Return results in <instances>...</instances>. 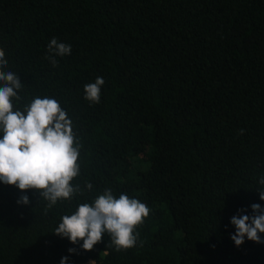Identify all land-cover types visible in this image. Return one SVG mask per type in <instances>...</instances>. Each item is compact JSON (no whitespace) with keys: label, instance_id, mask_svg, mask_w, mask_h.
<instances>
[{"label":"trees","instance_id":"obj_1","mask_svg":"<svg viewBox=\"0 0 264 264\" xmlns=\"http://www.w3.org/2000/svg\"><path fill=\"white\" fill-rule=\"evenodd\" d=\"M53 38L71 45L56 66ZM0 50L13 110L55 99L80 145L70 200L0 182V264H264V243L230 238L231 217L264 208V0H0ZM105 190L149 208L134 247L54 234Z\"/></svg>","mask_w":264,"mask_h":264},{"label":"clouds","instance_id":"obj_2","mask_svg":"<svg viewBox=\"0 0 264 264\" xmlns=\"http://www.w3.org/2000/svg\"><path fill=\"white\" fill-rule=\"evenodd\" d=\"M47 50L51 55L46 58L56 66V57L70 55L71 45L53 38ZM7 64L4 51L0 50V69ZM0 82V182L13 185L21 192L36 190L49 208L58 201L70 200L80 191L79 186L71 183L80 175L77 163L80 145L76 142L72 121L59 102L49 97H36L23 110H13V98L20 99L17 90L22 88V83L12 71H0ZM104 83L103 77H97L94 83L86 84L84 99L99 103ZM259 183L264 185V178ZM86 187L92 189L93 185L87 183ZM257 191L259 198L264 200V189ZM17 203L27 205L28 196L22 195ZM251 209V216L238 214L230 219L235 226L230 238L237 247L245 239L264 243L260 235L264 234V208L252 204ZM149 212L138 199L126 194L116 198L111 190H105L91 204H79L73 214L63 216L54 234L68 238L74 245L82 241L80 247L85 251H91L107 234L109 244L116 251L127 250L136 245L139 236L136 229ZM68 251L74 253L75 249ZM67 261L68 257H62L60 264H67Z\"/></svg>","mask_w":264,"mask_h":264}]
</instances>
